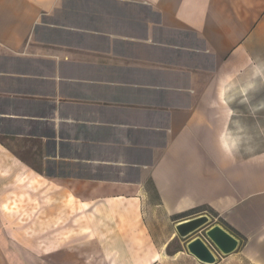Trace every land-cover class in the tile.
Listing matches in <instances>:
<instances>
[{
    "label": "crops",
    "instance_id": "0c3cea01",
    "mask_svg": "<svg viewBox=\"0 0 264 264\" xmlns=\"http://www.w3.org/2000/svg\"><path fill=\"white\" fill-rule=\"evenodd\" d=\"M7 194L0 264H264V0H0Z\"/></svg>",
    "mask_w": 264,
    "mask_h": 264
},
{
    "label": "water",
    "instance_id": "95a60500",
    "mask_svg": "<svg viewBox=\"0 0 264 264\" xmlns=\"http://www.w3.org/2000/svg\"><path fill=\"white\" fill-rule=\"evenodd\" d=\"M176 229L180 237L188 240L189 252L207 264L217 261L215 251L227 255L240 247V240L222 225L213 224L208 214L181 221Z\"/></svg>",
    "mask_w": 264,
    "mask_h": 264
},
{
    "label": "rangeland",
    "instance_id": "374dc122",
    "mask_svg": "<svg viewBox=\"0 0 264 264\" xmlns=\"http://www.w3.org/2000/svg\"><path fill=\"white\" fill-rule=\"evenodd\" d=\"M27 192L26 194L31 195L32 192V187H25L24 188ZM41 190L43 192L44 190V186L41 184ZM25 199V198H24ZM26 201H22V198H20L21 201H18V198L16 197V195H12V194H7L5 196V198L2 200V202L0 203V216L2 218H0V224L2 225L3 223H6L9 226H15L16 223V219H13V213H9L18 209H22L23 207L25 209H30L32 210V198H26ZM27 207V208H26Z\"/></svg>",
    "mask_w": 264,
    "mask_h": 264
},
{
    "label": "clouds",
    "instance_id": "9594fccd",
    "mask_svg": "<svg viewBox=\"0 0 264 264\" xmlns=\"http://www.w3.org/2000/svg\"><path fill=\"white\" fill-rule=\"evenodd\" d=\"M225 147V151L231 155L234 152H238L240 151L242 145L241 142L239 140H234L231 143L227 144Z\"/></svg>",
    "mask_w": 264,
    "mask_h": 264
}]
</instances>
